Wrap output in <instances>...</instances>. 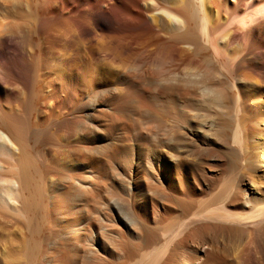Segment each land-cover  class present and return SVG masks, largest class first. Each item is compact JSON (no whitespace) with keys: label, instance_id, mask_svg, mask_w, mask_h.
I'll use <instances>...</instances> for the list:
<instances>
[{"label":"bare ground","instance_id":"bare-ground-1","mask_svg":"<svg viewBox=\"0 0 264 264\" xmlns=\"http://www.w3.org/2000/svg\"><path fill=\"white\" fill-rule=\"evenodd\" d=\"M234 1L223 14V0H0V264H127L141 244L157 238L154 228L172 214L190 210L184 165L176 159L155 167L125 158L119 164L133 188L129 198L108 189L107 196L101 195L106 167L83 153L77 141L55 135L63 68L47 64L42 73L43 56L57 63L58 55L66 70L86 73L89 57L110 54H104L109 44L115 46L107 51L115 53L127 44L159 39L171 40L175 55L184 47L196 51L198 28L217 55H233L245 75L231 85L239 82L255 93L252 102L262 106V116L253 124L264 129V0ZM239 16L242 26L232 22ZM220 31L225 39L216 42L213 35ZM244 34L246 43L241 41ZM203 66L188 74L187 81L208 94L213 87ZM213 95L218 107L223 104L220 94ZM85 100L96 109L100 97L94 91ZM79 126L81 134L85 128ZM240 126L235 128L236 143ZM33 131L44 134L52 146L42 164L31 151ZM257 144L254 162L262 164L264 142ZM252 173L226 185L219 219L195 213L177 225L169 223L162 233L164 244L139 262L229 264L201 232L212 221L230 230L264 227V192ZM160 176L171 179L173 188L164 187ZM131 233L142 241L134 243ZM261 250L251 263L244 254L242 264H264Z\"/></svg>","mask_w":264,"mask_h":264},{"label":"rangeland","instance_id":"rangeland-1","mask_svg":"<svg viewBox=\"0 0 264 264\" xmlns=\"http://www.w3.org/2000/svg\"><path fill=\"white\" fill-rule=\"evenodd\" d=\"M221 3L225 14L229 4L235 1L223 0ZM240 18H234L233 24L242 26ZM196 30L199 44L196 51L184 47V51L175 55L172 41L159 39L127 44L115 53L110 51L115 45L109 44L104 49V54L110 53L107 56L98 60L92 55L89 57L86 73L66 70L58 55L54 56L57 63H49L43 56L45 66L41 68L42 73L47 72V64L63 68L57 85L61 102L56 114L60 120L53 122L55 135L65 134L71 141H77L76 145L82 148L83 153L106 167L108 178H105L106 189L101 195L107 196L109 191H114L129 198L133 188L119 164L125 158L147 162L151 166L154 164L155 167L157 164L168 166L176 160L184 165V189L190 210L185 208V213L172 214L161 227L154 228L157 238L154 237L152 244H141L129 264H138L144 253L154 255L157 252L165 242L162 233L166 232L169 223L177 225L195 213L204 216L207 213V216L219 219L221 206L225 204L223 191L228 185L236 184L239 178L253 172L264 192V162L263 165L259 161L254 162L258 153L255 149L257 143L264 142V129L261 131L253 124L261 118L259 110L262 106L252 102L256 95L248 92L245 86L239 82L236 87L231 85L245 75L234 62L233 55H217L212 43L203 41L200 31ZM246 34L241 39L245 43L248 42ZM222 37L224 33L220 31L214 33L213 40L217 42ZM199 65L206 68L213 87L211 93L203 94L200 84L187 81V75L197 72ZM45 79L47 83L49 79ZM94 91L100 97L96 109L85 100ZM213 93L220 94L223 106L218 107ZM237 123L241 126L236 143L233 137ZM79 125L85 128L81 134ZM30 144L37 161L42 164L48 159L52 146L50 141L46 142L44 134L33 131ZM75 160L73 157L74 163ZM160 181L166 188L174 186L171 179L164 176H160ZM166 191L170 192L169 189ZM122 218L129 224L126 218ZM212 222L201 233L228 257L227 260L230 259L229 264H242L244 254H248L250 263L261 257V248L264 250L263 226L230 230L221 222ZM124 228L131 232L128 226ZM130 235L134 243L142 241L132 233Z\"/></svg>","mask_w":264,"mask_h":264}]
</instances>
